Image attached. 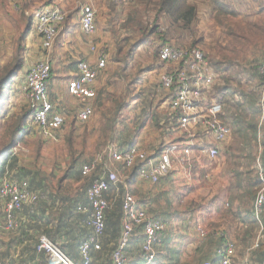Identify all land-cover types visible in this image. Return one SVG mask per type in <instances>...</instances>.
<instances>
[{"label": "built area", "instance_id": "1", "mask_svg": "<svg viewBox=\"0 0 264 264\" xmlns=\"http://www.w3.org/2000/svg\"><path fill=\"white\" fill-rule=\"evenodd\" d=\"M35 19L36 33L47 58L35 61L28 68L20 90L25 94L27 106L31 111L30 122L41 138L56 140L64 125V117L55 109L49 97L52 66L48 55L62 31L67 14L59 5L43 4ZM78 25L87 37L97 33L93 0L82 2ZM87 50L98 55L94 65L87 59H78L76 76L67 83L68 94L78 101L77 120L81 124L89 122L95 115L96 81L98 71L105 67L106 59L103 50H99L94 43H89ZM157 57L160 66L157 97L162 99V104L167 110L164 117L166 127L161 132L157 144L151 149H144L137 144L121 148L119 142L108 141L104 147L108 159L103 162L101 168L96 166L94 160L86 161L80 166L83 176L93 172L97 174L85 192L91 209L90 218L85 224L91 229V234L78 245L79 263L61 249L60 243L41 235L36 250L45 252L48 264H92L91 250L100 249V238L105 229V210L110 206L106 193L111 188L121 186V235L111 253L112 264H127L126 248L135 228H140L142 233L141 264H155L157 239L164 231L166 222L150 212L147 200L137 198L126 187V183L133 178L132 174L129 175L125 171L130 173V170L134 169L138 179L151 184H157L161 178L171 173L182 174L189 180L194 179L198 176L192 171L194 161L199 156L208 160L216 158L230 136V126L223 123L219 117L222 107L213 90L215 71L203 51L195 47L186 48L163 43L159 47ZM259 73L264 75V61L259 67ZM16 150L14 148L12 153H16ZM258 176L261 187L252 202V213L258 224V233L245 251L243 258L247 261L250 252L264 241V175L260 166ZM40 197L43 195L31 190L27 179L7 178L5 174L0 176V230L15 229L19 225L17 214L24 206H34ZM77 210L84 212L87 207L79 204ZM193 223L199 242H216V264H235V241L227 238L221 229L206 227L195 221ZM201 264L214 263L204 260ZM261 264H264V259Z\"/></svg>", "mask_w": 264, "mask_h": 264}, {"label": "trees", "instance_id": "2", "mask_svg": "<svg viewBox=\"0 0 264 264\" xmlns=\"http://www.w3.org/2000/svg\"><path fill=\"white\" fill-rule=\"evenodd\" d=\"M109 1L114 4L112 0ZM211 1L214 7L213 12L216 15L215 21L226 28L225 32H223L226 41L224 48L234 53L233 55L225 56L218 51L209 55L202 48L204 56L209 60L215 71L213 90L222 107L219 117L223 123L231 128L230 136L223 144L220 153L216 156L221 160L220 166L223 168V170L216 173V181L225 182L224 184H226V187L218 190L216 194L217 197L221 195L225 196L226 199L228 197L225 200L228 205L224 214L232 213L233 210L232 216L235 213L239 214L238 219L247 224L248 229L246 232L242 235H239L238 231L236 233L240 241L239 246L244 248V256L246 249L251 245L250 241H253L251 233L258 228L252 213V202L254 195L261 187V181L257 173L259 166L264 175V90L262 91L263 93L260 91L263 88L264 75L258 72L256 66L254 68L248 67L246 70L239 69V67H242L239 60L246 58L245 46L247 45V39H244V35L241 32V22L236 21V19L241 15L239 7L243 4H248L249 0ZM256 1H258L261 12H263L264 0ZM156 8L157 17L154 21V27L149 30V27L145 26L146 32L148 30V32L150 31L148 34H154L159 26L157 21L162 18L165 30L160 32L163 33V36L159 35V37H162L159 38L161 44L173 43L183 47L182 44L178 42L176 44L169 41V39L170 37H176L179 40L183 39L175 34L182 36L186 30L189 33H194V24L198 20V5L195 2H191V0H158ZM33 17H27L24 33L19 38L12 60L0 65V98L3 97L4 92L23 68L22 40L29 34ZM68 19H71L69 13L67 14ZM231 20H234V22H231L230 25L229 22ZM202 41V39H196L190 47H200L199 44ZM159 47L157 46L156 53H158ZM262 63L260 61L259 64L261 65ZM30 113L29 107L24 104L19 105L11 113L7 109L4 110L3 116L0 117V140L2 139L0 143V176L2 177L5 174L7 178L27 179L30 189H41L40 194L43 195L34 206L23 207L24 214L27 215V221L19 227L20 242L25 241V249L32 252V258L35 257L36 253L38 254L39 260L37 264H46L45 252L36 250V244L41 235H45L53 242L60 243L61 249L77 260L80 241L88 238L91 234V229L85 224L90 218L91 209L88 206L86 197L82 199V194H85L87 187L97 174L93 172L88 176H83L79 169V166L83 163L81 165L79 163L78 168L72 175L77 186L74 188L80 194L78 196L70 194L64 196L61 193V182L67 177V172L65 176L60 177L57 182L50 185V180H47V176L26 170L20 164L19 157L12 153V148L18 142L23 141V134L25 135L28 131H25L24 127L28 123ZM103 132L105 135L111 134L104 129ZM259 132L260 134L258 135ZM67 141L70 149H72V136H68ZM259 143L262 145L261 152L257 151ZM200 160L201 156L194 161L193 170L197 168L195 165ZM76 161V158L72 159V168L76 167ZM130 171L135 173L134 169ZM203 174L206 175L207 170L203 171ZM215 198H212L210 202L214 203ZM116 200L115 205L112 207L113 209L107 208L105 210V229L100 238L101 246L99 250H91L92 264H112L111 253L116 248L121 235L122 197L119 196ZM79 204L85 205L87 210L84 212L78 211L77 206ZM200 204L199 202L197 204L192 202L191 207L187 206L186 208L193 212L197 210ZM222 218L225 219L224 216ZM141 241V229L135 228L126 248V253L131 244L135 245L141 243ZM157 241V244L164 241L162 233ZM137 255L142 260L140 247L137 250ZM179 256V250L165 246L162 247L161 254L157 252L156 259L159 262L166 260L165 264H178ZM262 259H264L263 242L258 248L252 250L248 256V260L252 264H255V262L261 264ZM135 260L137 258L133 261ZM216 260V256L211 259L214 264H216Z\"/></svg>", "mask_w": 264, "mask_h": 264}, {"label": "rangeland", "instance_id": "3", "mask_svg": "<svg viewBox=\"0 0 264 264\" xmlns=\"http://www.w3.org/2000/svg\"><path fill=\"white\" fill-rule=\"evenodd\" d=\"M84 1L85 0H0V65L12 60L13 54L16 52L15 50L19 38L24 33L27 17L35 16L43 4L61 6L65 13H69L70 18L72 20L74 19V26H77L79 8ZM112 2H114V4L109 0H93V8L96 12L98 29L95 35L87 39L83 37L81 29L79 28V30L76 28V33L71 36L73 39H75V37L78 38L79 40L76 41L75 39V41L81 46H88L89 43H94L98 46L99 50H103L106 55L105 67L103 70L109 63V68L105 71L106 73L103 71L99 73L100 85L96 89L97 96L101 98L102 102L101 106L97 108V104L94 105V117L86 124H75L72 118L68 119L67 125L62 127L63 129L60 135L56 137V140L42 139L35 128L29 129L28 125H25L24 130L28 131L25 135L23 134L24 138L20 143V147L17 148L16 144L12 148V151L15 147L17 148L16 153L13 154L19 157L20 164L24 166L26 170L34 171L45 177L47 176L46 178L50 180V185L57 182L60 177L65 176L67 172V177L61 182V193L64 196L71 194L74 187H76V182L72 174L78 168L79 163L81 165L86 161H92L94 156L100 155L108 141H120L123 143L124 139L134 136L133 132L138 130L142 132L148 119H152V117H147L144 113H141V116L137 118L128 117V114L123 113L126 107L124 98L128 96L131 99L134 97L132 95H138L140 93L139 90L136 91V88L134 91L133 81L138 74L144 71V69H141L142 64H138L137 61L136 64L138 65L135 68V64L132 62L134 51L125 52L131 45L141 44L144 46L141 53H136L141 59H150L151 65L145 70L148 69L149 72L153 70L154 75H152L151 79L147 77L146 83L147 85L151 84L152 87L155 86L154 94L159 100L158 103H160L161 106L163 105L162 99L157 97L158 90L156 86L160 66L158 65L159 61L156 55L158 53H156V50L157 46L161 45L159 38L162 37H159V35L163 36V33L160 32L165 30L164 20L160 18L157 21L159 28L157 27L154 34H148L150 31L148 32L147 30L146 32L145 29V26H148L149 30L154 27V21L157 17V11L155 9H157L156 4L158 0H112ZM191 2H195V4L198 5V20L194 24V33H189L188 30H186L182 36L175 34L183 39L179 40L176 37H170L169 41L176 44L178 42L186 48H192L190 46L194 40L202 39L203 41L199 44L200 47L195 48H199L200 50L203 48V51L205 50L209 55L215 54L218 51L225 56L233 55V52L227 51L224 48L226 41L223 32H225L226 28L215 21L216 15L213 12L214 7L212 1L191 0ZM239 11L241 15L236 21L241 22V32L244 35V39H247V45L245 46L246 58L239 60V63L242 64V67H239V69L246 70L248 67L254 68L256 66L259 72V63L260 61H264V11L261 12L258 1L256 0H249L248 4H243L239 7ZM231 22H234V20L229 22L230 25ZM36 23L37 20L33 17L29 34L22 40L21 55L23 60L24 58L26 60V66L24 69L22 68L21 73L14 78L13 82L4 92L3 97L0 98V117L3 116V112L6 109L11 113L15 111L19 105L25 104L27 106L25 94L21 92L20 88L22 86L21 84L24 83L28 68L37 60L35 54L29 53L30 50L26 47L29 44V37L36 28ZM63 35L64 34L60 32L57 37L56 45H66L70 52H68L67 49H63L67 51L66 54L63 51L62 55L65 57L70 56V59L74 60L72 56L77 55L74 49L76 47L73 43L65 40ZM39 42L35 38L34 43L37 44V49L39 47L38 52L41 51ZM116 46L121 49L113 53L112 51ZM43 53H45L44 50ZM115 54L117 59H119L120 56L119 60L121 64L115 63L114 57H112V55ZM263 90L264 83L260 91L262 92ZM8 97L9 99H7ZM3 102L4 104L2 105ZM166 111L161 112L163 114ZM155 114L153 115L159 118V112H157V115ZM134 120L137 121V123L135 122V127L132 125ZM131 125L132 128L135 129H132ZM150 127L151 126H149V128ZM103 129L109 131L111 134L105 135ZM156 132L158 134L159 127L153 125L152 132H145V135L146 133L155 134ZM68 136H72V149H70L67 141ZM107 136L109 137L107 138ZM157 138L158 137H155V141ZM1 141L2 139L0 143ZM73 158L77 160L76 167L74 166V168H72ZM204 159L206 162L203 163L204 165L200 169L202 172L206 171L209 166L211 170L218 169V172L223 170V168H221L222 166H220L221 160L218 157L213 160H208L206 157H204ZM194 184L195 183H193V185ZM181 187L183 188V186ZM197 187L198 185L196 188ZM212 190L213 189H211V191ZM194 192L195 185L192 187L191 193ZM187 193L188 189L186 188L181 191L182 195ZM196 193L198 194L195 196L199 199L200 194L199 192ZM173 196L179 199L177 206L175 197L170 201V205L174 207V209L175 206L183 207L185 205L186 207H191L192 202L193 204H197L202 200H194L190 194L188 199L184 198V195L180 197L181 195L176 193ZM182 221L180 217L178 222L174 221L175 228L168 229L167 233H164V236L169 238V241H164V244L165 246L170 248L174 247L179 250L180 259L178 264H200V259L202 258L201 252H195L189 246V242L193 238L194 233L191 229H177L178 223ZM183 232H187V234ZM182 234L184 235L181 239L180 237ZM2 236L3 235H0V237ZM213 247L214 245L211 246L209 244L201 246V248L205 250H211ZM243 253L244 248L242 246L240 247L239 243H237L235 264L244 257Z\"/></svg>", "mask_w": 264, "mask_h": 264}, {"label": "crops", "instance_id": "4", "mask_svg": "<svg viewBox=\"0 0 264 264\" xmlns=\"http://www.w3.org/2000/svg\"><path fill=\"white\" fill-rule=\"evenodd\" d=\"M77 17H79V15ZM73 21H74V19L73 20L72 19H68V20L66 19V21L63 24V28H62L61 32L64 34L63 35L64 39L67 40L68 42L73 43V45L76 47L74 49H75L77 55L72 56V59H74V60H71L70 56L65 57L64 55H62L63 51L66 54L68 47L66 45H63V46L56 45L57 39L53 45V48L50 52V55H48L49 61H50L51 66H52L50 88H49V97H50V100L53 103L55 109L64 117L63 127L67 125L68 119H71V118L75 124H77V123L81 124L77 120V112L79 110L78 101L74 97L70 96L67 92L68 81L76 76L77 60L78 59H87L88 61L93 62L92 65H94L96 56L98 57V55H96V53H93V54L89 53L87 50V46L79 45L78 42H76L77 40H79L78 38L75 37V39H76V41H75V39H73V37H71L72 35H74L76 33V28L79 29V25L77 24V26H74ZM82 35H83V37L88 39V37L86 35H84L83 33H82ZM35 38L39 42L40 38H39L38 34L36 33V29L34 30V32H32L31 36L29 37V44L26 46L30 50L29 53L30 52H31V54L34 53L37 60L43 59L44 57L47 58V56L44 55L45 53H43V50L41 47V42H39V45L41 47V51L38 52L39 47L37 49V44L34 43ZM116 47H114V50L112 51L113 53L117 52L118 50L121 49L118 46H116ZM71 48H72V46H71ZM142 48H144V46H142L141 44H137V45L134 44V45H131L129 49L125 50V52H128V51L133 52L134 51L133 52L134 56L132 58L133 59L132 62L135 64V68L137 67L138 64H142L141 69H144V71H142L137 76L135 73L136 77L134 78L135 80L133 81L134 91L136 88V91L139 90L140 93L138 95H135V94L132 95L134 97H132L131 99L128 96L126 98H124L126 107H125V111H123V113L128 114L127 115L128 117H135V118L141 116V113H144L147 117H150V118L152 117V119H148L147 124L144 127L142 132L140 130L133 132L134 136H132L131 138H128V139H124V141L122 140L123 143L118 141L121 148H125L128 145L137 144V145H140L144 149H151L154 145L157 144V142L160 138L161 132H163V129L167 125L166 123H164V120L166 119V118L164 119L166 112H164L163 114L161 112V111H166V110L164 109L163 105L161 106L160 103H158L159 100L156 98V96L154 94L155 86L152 87L151 84L147 85V83H146L147 77H150V79H151L152 75H154V72H153V70L151 72H149L148 69L145 70L146 68H148V66L151 65L150 59H146V58L141 59L137 55V53L142 52ZM63 49H67V50H63ZM68 52H70V51L68 50ZM112 57H114L116 64H121V62L119 60L120 56H119V59H117L116 54L112 55ZM24 60H25V58H24ZM136 61L138 62V64H136ZM25 66H26V60L23 64V69L25 68ZM108 68H109V63L104 70L102 69V70L98 71L96 88L99 87V85H100L99 73L102 71L104 73H106L105 71H107ZM131 68H130V70H131ZM132 70H134V69H132ZM150 81H152V80H150ZM105 89H106V87H105ZM101 102H102L101 98L99 96H97L95 103H94V105L97 104L96 108L98 106H101ZM103 102H104V100H103ZM157 112H159V118L155 117L153 115L155 113H156L155 115H157ZM135 122L137 123V121H135V120L132 123V125H134L133 127L136 126ZM86 123H84V124H86ZM27 125H28L29 129L35 128L32 125V123L30 122V118L28 119ZM132 125H131V128H132ZM153 125H155V126L157 125L159 127L158 134L156 132L155 133L156 135L155 134H149V133H146V135H145V132H149V131L152 132ZM149 126H151V127L149 128ZM132 129H135V128H132ZM60 133H61V131L58 133V135H60ZM259 134H260V132L258 133V135ZM155 137H158L156 141H155ZM20 143L21 142L17 143V145H16L17 148L20 147ZM104 149L105 148H103V150H102L103 154L94 156L92 158L96 162V166L100 167V168L103 165V162L106 159H108L106 154L104 153ZM261 150H262V145L259 143V145L257 146V151L261 152ZM89 161H91V160H89ZM204 162H206V160L204 159V157H202V159L200 161H198V163L195 165L197 168L194 170L193 174L197 173L198 176L194 177V179L192 178L189 180V179L185 178L182 174L177 175V174L171 173V174L161 178V180L157 184H151L147 181L140 180L135 175V173H133L132 171H130V173L128 171H125V173H127L129 175L132 174L131 176L133 178L132 181L126 183V187L130 191H132L137 198L144 199V200H147L149 202V204H150L149 210L152 214H154L158 217H161L162 219L165 220V222H166L165 229L162 232V237H163L164 241L165 242L169 241V238H166V236H164V233H167L168 229H174L175 228L174 221L178 222L180 220V217H181V220H183V221L178 223L177 229H186V230L191 229L192 230V232L194 234H193V238L189 242V246L193 249V251H195V252L200 251L201 252V257H202L201 263L204 260H211L212 258L215 257L214 247L211 250H208V249L205 250V249H202L201 246H203L205 244L215 246L216 242L214 240H208L204 243L199 242L197 232H196V227H195L193 221L198 222V223H200L206 227H211V228L223 230L225 232V236H227V238H229V239H232L236 243L240 242L239 239L237 238V234H236L237 231L239 232L238 233L239 235L240 234L242 235L248 229L247 224L238 219L239 214L235 213V215L232 216L233 210H232V213L224 214V213H226L225 211L227 210V205H228V203L225 200H227L228 197H227V199L225 198V196H222V195L220 197H217L216 192L218 190H222L224 187H226L225 186L226 184H224L225 182H219V181L217 182L216 181L215 177H216V173L218 172L217 171L218 169L211 170V172H210V169L209 170L207 169V174L206 175L203 174V172L200 169L204 165L203 164ZM116 165L118 166V164H116ZM79 168H80V166H79ZM98 172H100V169L98 170ZM122 174H123V172H122ZM193 183H195L194 184L195 185V192L191 193L192 187L194 186ZM197 185H198V187L196 188ZM181 186H183V188ZM185 188L188 189V193L183 194L184 198L188 199L189 194H190V196L193 197L194 200L199 201L202 199L200 202L201 203L200 206L197 208V210H195L193 212H192V210H187L185 205L183 207H176L179 199L173 195H175V193H176V194H180L181 195L180 197H183V195L181 194V191L183 189L185 190ZM211 189H213V190L211 191ZM40 190L41 189L33 190V191L40 192ZM121 190H122V186L121 187H114V188H111L106 193V198L110 202V206L108 207V209H113L112 207L115 205V202L117 201L116 199L119 196H121ZM196 192H199V194H200L199 199H197V197L195 196L198 194ZM79 194H80V192L78 190H76V188H74L70 195L78 196ZM82 197H83L82 199H84V197H85L84 193L82 194ZM174 197H175V200H177L175 209H174V207H172L170 205V201H172V199ZM212 198H215L213 201L214 203L210 202ZM27 207L28 206H26V208ZM242 214H243V212H242ZM222 216H224L225 219L222 218ZM1 217L2 216L0 215V224H1ZM17 217L19 218V225L15 229L9 230V231L3 230V229L0 230V235H3L2 237H0V264H37L38 260H39L38 254L36 253L35 257L32 258L33 257L32 252L25 249V246H26L25 241H22V243L20 242L19 227L24 222L27 221V215L24 214L23 209L20 211V213L17 214ZM262 220H264V213L262 215ZM183 233L187 234V232H183ZM257 233H258V228L255 230V232L251 233L252 238H254L257 235ZM137 234H139V233H137ZM184 234L181 235V237H180L181 239L183 238ZM164 241L161 243L159 242L158 244L156 243V249L158 250L157 251L158 254H159V252L161 254L162 247H165ZM251 243H252V241H250V244ZM263 243H264V241H263ZM139 247H140V243L135 244V245L131 244L129 246L127 253H126L127 264H141V260H140L139 256L137 255V250ZM22 248H23V252H22ZM173 248L174 247H172V249ZM135 258H137V260L133 261ZM45 260H46V264H48V260H47L46 255H45ZM73 260H75V259H73ZM75 261L77 263H79L80 256H78L77 260H75ZM246 261L247 260L242 257L241 260L237 261V264H252L250 261H247V262ZM165 263H166V260H163V262H159V260H157V259L155 262V264H165ZM255 264H257V262H255Z\"/></svg>", "mask_w": 264, "mask_h": 264}]
</instances>
